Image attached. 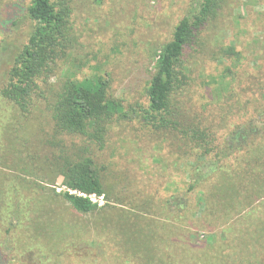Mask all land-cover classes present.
<instances>
[{"label": "rangeland", "instance_id": "obj_1", "mask_svg": "<svg viewBox=\"0 0 264 264\" xmlns=\"http://www.w3.org/2000/svg\"><path fill=\"white\" fill-rule=\"evenodd\" d=\"M31 1L0 0V77L18 48L27 42L31 28L25 16ZM195 2L70 0L78 44L59 75L52 79L53 87L58 86L63 70L80 78L97 71L109 75L115 96L123 100L127 110L132 111L130 108L138 104L146 105L155 54L172 39L176 25L190 13ZM203 35L204 46L199 45L196 52L186 54L185 64L192 73L180 98H191L190 115L198 114L213 127L218 139L216 147L222 152L219 161L224 158L220 165L228 158L226 169L241 173L245 165L243 158L249 155V150L264 148V0H228L218 19L208 24ZM227 46H235L241 57H223L221 51ZM2 115L10 117L5 110ZM131 116L112 127L109 142L97 157L109 189L107 197L97 198L96 202L100 206L108 204V210L115 211V221L105 224L97 213L85 215L72 208L58 195L66 191L62 177L55 184L49 180L56 174L44 176L45 180L39 177L41 181L33 177L35 185L41 183L39 188L45 189L48 196L43 216L38 219L42 231L33 232L17 225L9 235L0 222V252L15 255L12 264H106L84 254L89 252L93 256L104 247L113 258L121 250L117 247L122 237L116 219L119 214L151 211L150 218L160 221L167 218L164 201L172 195L197 203V192L185 194L189 176L177 159L179 152L171 147L172 152L169 141L143 128L145 125L137 115ZM24 132L30 150H37L38 156L32 160L30 173L42 172L51 153V147L40 142L52 135L47 101L26 120ZM76 143L82 145V140ZM16 157L14 152L4 155L0 151V170L16 171ZM214 161L211 166L201 168V172L213 175L212 169L218 167L217 159ZM244 181L251 185L248 179ZM250 187L253 195L257 188L254 183ZM230 216L227 224L199 234L201 244L216 241L220 259L216 263L213 260L214 264H230L229 257L234 252L237 259L231 264H264V197L255 195L245 210ZM53 225L64 232H53ZM76 225L81 228L75 229ZM108 264L133 263L117 262L114 257V263L108 261Z\"/></svg>", "mask_w": 264, "mask_h": 264}, {"label": "trees", "instance_id": "obj_2", "mask_svg": "<svg viewBox=\"0 0 264 264\" xmlns=\"http://www.w3.org/2000/svg\"><path fill=\"white\" fill-rule=\"evenodd\" d=\"M227 4L228 0H196L190 13L176 25L172 39L155 54L146 105L132 106L130 111L115 96L108 74L96 71L80 78L63 70L58 86L53 87L52 79L59 75L78 44L73 8L70 0L31 1L25 16L31 28L27 42L18 48L0 77V151L4 155L11 152L18 155L14 162L16 171L0 170V222L6 227L5 233L12 234L13 226L17 225L33 232L42 231L38 219L43 216L48 196L45 189L39 188L42 184L35 185L32 178L45 180L44 176L49 178L53 174L57 176L49 180L50 184H55L58 177L63 178L66 191L58 195L77 212L97 213L105 224L115 221V211L108 210V204L100 206L90 198L93 195L105 198L109 189L97 157L106 148L112 127L137 115L145 125L143 128L169 141L172 152L171 147L179 152L177 159L189 176L185 194L197 192L198 201L193 204L170 196L164 201L167 218L160 221L150 218L151 211H124L116 218L122 234L117 247L121 250L113 258L104 247L101 253L90 256L85 252L84 256L106 264L114 263V257L117 262L133 264H214L213 260L216 263L220 259L216 239L208 244H201L198 239L201 232L227 224L231 214H240L255 195L264 197V148L249 150V155L243 158L241 173L229 171L228 158L220 165L224 158L219 161L222 152L216 147L218 139L213 127L198 114L191 116L188 109L191 98L182 99L180 95L191 80L186 54L204 46L203 34L208 24L218 19ZM221 55L241 57L235 46L225 47ZM44 101L50 112L52 135L40 142L51 147L50 159L45 170L30 173L32 160L38 156L25 139L24 124ZM4 110L10 117L2 115ZM78 139L82 145H77ZM214 159L218 167L212 169L213 175L202 173L201 168L211 166ZM244 179L255 184L257 190L253 195L251 185ZM70 228L79 230L81 226ZM52 230L64 232L54 225ZM229 259L230 264L235 263L236 252ZM15 260V255L0 252V264H12Z\"/></svg>", "mask_w": 264, "mask_h": 264}, {"label": "built area", "instance_id": "obj_3", "mask_svg": "<svg viewBox=\"0 0 264 264\" xmlns=\"http://www.w3.org/2000/svg\"><path fill=\"white\" fill-rule=\"evenodd\" d=\"M90 198L92 199V201L96 202L97 201V197L95 195L90 196ZM100 199L102 200L103 197H100Z\"/></svg>", "mask_w": 264, "mask_h": 264}]
</instances>
